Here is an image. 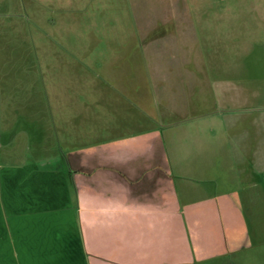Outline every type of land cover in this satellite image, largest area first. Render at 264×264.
<instances>
[{
  "label": "crops",
  "instance_id": "1",
  "mask_svg": "<svg viewBox=\"0 0 264 264\" xmlns=\"http://www.w3.org/2000/svg\"><path fill=\"white\" fill-rule=\"evenodd\" d=\"M131 59L102 98L114 91L105 105L121 110L104 121L106 139L92 137L102 122L77 111L74 119L66 113L62 155L38 157L29 146L32 155L20 153L19 128L12 139L20 158L8 160L0 144V264H264V167L256 164L249 185L242 174L239 186L220 178L199 195L195 184L188 187L177 149L187 144L190 152L200 143L221 150L229 145L228 128L211 116L203 137L207 118H179L163 98V88L188 84L167 85L148 72L137 79ZM179 101L188 109L198 103ZM155 103L161 115L153 113ZM85 133L92 139H82ZM204 169L211 174V166Z\"/></svg>",
  "mask_w": 264,
  "mask_h": 264
},
{
  "label": "rangeland",
  "instance_id": "2",
  "mask_svg": "<svg viewBox=\"0 0 264 264\" xmlns=\"http://www.w3.org/2000/svg\"><path fill=\"white\" fill-rule=\"evenodd\" d=\"M120 54L125 58L117 61ZM131 57L137 79L148 72L167 85L188 84L163 88V98L179 118H207L203 137L211 116L228 128L229 145L221 150L200 143L190 152L187 144L177 149L188 187L195 184L198 194L220 178L239 186L242 174L251 184L249 173L257 163L264 167V0H0V144L8 160L19 157L16 128L20 153L30 155L29 146L38 157L62 155L70 112L73 119L82 111L89 122L98 119L102 129L92 137L106 139L104 121L121 110L105 105L114 91L102 98ZM181 98L198 103L188 109ZM158 103L153 113L161 115ZM82 139L90 140L88 133ZM259 173L254 182L261 186Z\"/></svg>",
  "mask_w": 264,
  "mask_h": 264
}]
</instances>
